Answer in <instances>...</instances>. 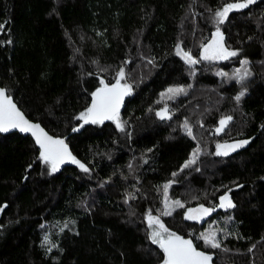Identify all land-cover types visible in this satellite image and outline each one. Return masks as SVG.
I'll list each match as a JSON object with an SVG mask.
<instances>
[{
    "label": "trees",
    "instance_id": "trees-1",
    "mask_svg": "<svg viewBox=\"0 0 264 264\" xmlns=\"http://www.w3.org/2000/svg\"><path fill=\"white\" fill-rule=\"evenodd\" d=\"M240 1L0 0V87L88 169L52 172L29 135L0 133V264H162L149 212L214 264H264V0L215 15ZM217 27L239 53L198 60ZM121 69L123 130L78 119ZM224 195L234 207H219ZM164 199L184 207L164 215ZM195 204L214 210L185 219ZM210 232L219 248L198 239Z\"/></svg>",
    "mask_w": 264,
    "mask_h": 264
},
{
    "label": "snow or ice",
    "instance_id": "snow-or-ice-1",
    "mask_svg": "<svg viewBox=\"0 0 264 264\" xmlns=\"http://www.w3.org/2000/svg\"><path fill=\"white\" fill-rule=\"evenodd\" d=\"M255 0H246L243 3H230L224 6L221 11L216 12L217 23L222 24L227 20L229 12L233 10H239L247 8L250 4L254 3ZM3 25H0V30L3 29ZM224 36L217 27L216 33L211 43L204 46L203 54L201 59L203 60H217L227 59L231 56H236V51H228L223 43ZM183 50H181L182 52ZM181 52L177 54L180 55ZM183 58L185 61L192 65L198 63L197 60L193 59L188 52H183ZM247 63V61H244ZM119 79L111 86L104 84L101 81L103 87L98 88L92 93V104L86 109L85 112L81 113L78 119L83 120L84 123H102L104 120L116 121L117 128L123 130L122 124L119 122L118 114L119 108L122 103L123 97L130 91V86L127 84L121 85L120 80L124 79L125 74L121 69L118 73ZM168 93L180 94L185 90L183 88H169ZM244 95L242 91L238 96L235 97L237 101ZM171 98V97H169ZM166 109L163 112H158L157 115L161 119L165 118ZM231 117H227L220 121L221 128L217 129V132L221 131L223 126L231 120ZM82 126V125H81ZM19 129L21 132H31L35 137L36 143L40 149V159L46 164L51 165V171H58L59 165L64 163L66 160H71L72 163L79 164L80 168L87 172L88 169L80 164L68 151L67 145L62 139L53 138L49 136L39 124H33L29 122L24 114L16 107L10 97L5 94L4 89H0V132H7L9 129ZM188 135H192L191 129L187 128ZM78 129H73L77 131ZM248 141H242L233 145H217V149H225L224 151H217L216 155H228L229 151H235L237 148L243 147ZM198 153L194 151L192 153V159L188 160L184 164V168H188L190 165L195 164ZM176 175V173H173ZM164 191L167 193L168 184H165ZM176 207H184L179 201L174 202ZM221 208H232L230 198L227 195L220 197ZM214 209L205 208L201 205L199 208L189 209L185 214V219L197 220L201 219L202 216L210 214ZM164 215H171V212L166 211ZM148 223L150 227H154L151 233V239L154 244H158L165 254L163 264H210L212 257L202 251H198L193 246V241L185 239L174 232L169 231L167 227L160 221L159 217L152 216L151 212L148 213ZM198 239H203L206 246L212 248H219L220 242L216 238V232H210L202 234Z\"/></svg>",
    "mask_w": 264,
    "mask_h": 264
},
{
    "label": "rangeland",
    "instance_id": "rangeland-1",
    "mask_svg": "<svg viewBox=\"0 0 264 264\" xmlns=\"http://www.w3.org/2000/svg\"><path fill=\"white\" fill-rule=\"evenodd\" d=\"M244 2V1H243ZM242 1H240V3H243ZM234 3H238V2H234ZM230 4V3H229ZM227 5V4H226ZM225 6V5H224ZM224 8V7H223ZM222 8V9H223ZM221 9V10H222ZM221 10H219V11H221ZM216 29L217 28H212L211 29V33H210V37H209V39L199 48V50H198V57H197V59L198 60H201V61H208V62H216V61H219V60H223V59H217V60H203V59H201V57H202V54H203V50H204V46H206V45H208L209 43H211L212 42V40H213V38H214V34L216 33ZM228 51H236L237 52V54L239 53L237 50H233V49H228ZM242 58H245V56H242ZM193 59H195V60H197L196 58H193ZM117 82V81H116ZM116 82H114V84L116 83ZM121 85H124V84H121ZM165 109H163V108H160L159 110H158V112H163ZM189 115H192L193 116V112H189ZM192 116H190V117H188V118H191ZM71 163V162H70ZM49 166V168L51 169V165L49 164L48 165ZM174 200H170V199H164L163 200V204H162V206H163V208L166 210V211H169V212H171V209H175V208H177L176 206H175V204H174ZM201 205H197V204H195V205H192V206H188V207H185L184 209H183V215L185 216V214H186V212L189 210V209H195V208H199ZM205 207V206H204ZM205 208H207V207H205ZM164 210V211H165ZM165 211V212H166ZM153 216V215H152ZM148 214L145 216V224L148 226V228H149V230H148V236H149V239L152 241V239H151V233H152V231L154 230V227H150L149 226V223H148ZM155 217V216H154ZM204 216H202V218H203ZM201 218V219H202ZM201 219H197V220H195V221H199V220H201ZM156 245H158V244H156ZM159 246V245H158ZM164 261V260H163ZM163 261H162V264H163ZM213 261V260H212ZM214 263V262H213Z\"/></svg>",
    "mask_w": 264,
    "mask_h": 264
},
{
    "label": "water",
    "instance_id": "water-1",
    "mask_svg": "<svg viewBox=\"0 0 264 264\" xmlns=\"http://www.w3.org/2000/svg\"><path fill=\"white\" fill-rule=\"evenodd\" d=\"M111 85H113V84H110L109 86H111ZM101 87H103V86H101ZM101 87H98V88H101ZM98 88H96L93 92H95ZM0 89H3L2 87H0ZM92 92V93H93ZM5 94H6V92H5ZM7 95V94H6ZM8 97H10L9 95H7ZM126 96V95H125ZM125 96L123 97V100H122V103H123V101H124V99H125ZM10 99L12 100V98L10 97ZM92 100H93V97H92V94H91V97H90V103H89V107L91 106V104H92ZM12 102L14 103V101L12 100ZM122 103H121V105H122ZM15 104V103H14ZM16 105V104H15ZM121 105H120V107H121ZM16 107H17V105H16ZM18 108V107H17ZM19 109V108H18ZM120 109V108H119ZM20 110V109H19ZM21 111V110H20ZM22 112V111H21ZM23 113V112H22ZM25 116V115H24ZM25 118L29 121V122H31V123H33V124H39L38 122H35V121H32V120H30V119H28L26 116H25ZM104 121H106V120H104ZM40 125V124H39ZM40 127L49 135V136H52L53 138H57V137H55V136H53V135H51V134H49L41 125H40ZM12 131H16V132H18V133H20V134H22V135H29L30 136V138L32 139V141H33V143H34V145H35V147L40 151V149H39V145L36 143V140H35V137L31 134V132H21L19 129H9L7 132H0L1 134H5V133H8V132H12ZM57 139H59V138H57ZM69 151V150H68ZM70 162H71V160H66L64 163H62V164H60L59 166H65V165H68V164H70ZM182 237V236H181ZM184 238V237H183ZM193 246L198 250V251H202V252H204V253H206L204 250H202V249H200V248H197L194 244H193ZM164 253V252H163ZM207 254V253H206ZM164 257H165V254H164ZM210 264H214L213 263V261H212V259H211V262H210Z\"/></svg>",
    "mask_w": 264,
    "mask_h": 264
}]
</instances>
